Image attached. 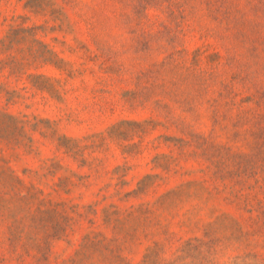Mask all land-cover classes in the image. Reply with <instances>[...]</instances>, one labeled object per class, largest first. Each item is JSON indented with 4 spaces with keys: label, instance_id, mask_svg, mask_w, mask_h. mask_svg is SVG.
I'll list each match as a JSON object with an SVG mask.
<instances>
[{
    "label": "rangeland",
    "instance_id": "rangeland-1",
    "mask_svg": "<svg viewBox=\"0 0 264 264\" xmlns=\"http://www.w3.org/2000/svg\"><path fill=\"white\" fill-rule=\"evenodd\" d=\"M0 264H264V0H0Z\"/></svg>",
    "mask_w": 264,
    "mask_h": 264
}]
</instances>
